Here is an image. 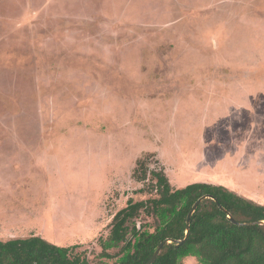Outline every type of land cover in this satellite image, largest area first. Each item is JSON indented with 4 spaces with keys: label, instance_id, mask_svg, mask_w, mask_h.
<instances>
[{
    "label": "rangeland",
    "instance_id": "rangeland-1",
    "mask_svg": "<svg viewBox=\"0 0 264 264\" xmlns=\"http://www.w3.org/2000/svg\"><path fill=\"white\" fill-rule=\"evenodd\" d=\"M159 171L264 196V0H0V242L112 264Z\"/></svg>",
    "mask_w": 264,
    "mask_h": 264
},
{
    "label": "trees",
    "instance_id": "trees-1",
    "mask_svg": "<svg viewBox=\"0 0 264 264\" xmlns=\"http://www.w3.org/2000/svg\"><path fill=\"white\" fill-rule=\"evenodd\" d=\"M151 176L157 197L130 202L113 217L108 237L100 241L101 256L115 257L107 251L119 248L112 264L147 263L163 241L184 239L187 215L205 197L191 216L187 241L179 247L165 244L153 264H182L189 256L199 264H264V206L223 186L194 183L172 189L163 171ZM137 178L145 181V174ZM142 214L153 218L152 226L135 224ZM74 248L40 237L0 242V264H89L72 255Z\"/></svg>",
    "mask_w": 264,
    "mask_h": 264
},
{
    "label": "crops",
    "instance_id": "crops-1",
    "mask_svg": "<svg viewBox=\"0 0 264 264\" xmlns=\"http://www.w3.org/2000/svg\"><path fill=\"white\" fill-rule=\"evenodd\" d=\"M237 173V176H238V172ZM207 182H199V183H207V184H212V185H218V186H224L226 188H229L230 191L234 192L235 194L239 195V196H242L243 195V198H246L248 200H251L259 205H264V196H261L260 193L257 191L256 193H251L249 192L247 186L245 185H233L230 181H227V184L223 183V182H220L218 180H213V181H210V180H206ZM222 183V184H220ZM41 238V237H40Z\"/></svg>",
    "mask_w": 264,
    "mask_h": 264
},
{
    "label": "water",
    "instance_id": "water-1",
    "mask_svg": "<svg viewBox=\"0 0 264 264\" xmlns=\"http://www.w3.org/2000/svg\"><path fill=\"white\" fill-rule=\"evenodd\" d=\"M205 197H202L200 199H198V201H196V203L192 206L189 214L187 215V218H186V231H185V237L183 240H165L163 241L162 243H160L158 245V247L155 249L151 259L145 263V264H153V262L155 261V259L157 258V256L159 255L161 249L163 248V246L165 244H174L175 247H179L181 245H183L186 241H187V238H188V227L190 225V219H191V216L192 214L194 213V211L196 210V208L198 207V205L202 202V200L204 199ZM227 218L234 224H238L236 221H234L233 219H231L229 216H227Z\"/></svg>",
    "mask_w": 264,
    "mask_h": 264
},
{
    "label": "clouds",
    "instance_id": "clouds-1",
    "mask_svg": "<svg viewBox=\"0 0 264 264\" xmlns=\"http://www.w3.org/2000/svg\"><path fill=\"white\" fill-rule=\"evenodd\" d=\"M189 264H191V261L194 259V257L193 256H189Z\"/></svg>",
    "mask_w": 264,
    "mask_h": 264
}]
</instances>
